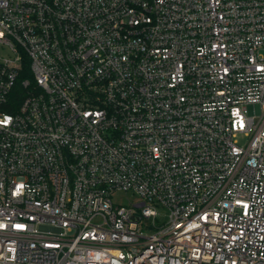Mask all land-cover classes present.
I'll return each mask as SVG.
<instances>
[{
	"label": "built area",
	"instance_id": "1",
	"mask_svg": "<svg viewBox=\"0 0 264 264\" xmlns=\"http://www.w3.org/2000/svg\"><path fill=\"white\" fill-rule=\"evenodd\" d=\"M0 264H264V0H0Z\"/></svg>",
	"mask_w": 264,
	"mask_h": 264
},
{
	"label": "rangeland",
	"instance_id": "2",
	"mask_svg": "<svg viewBox=\"0 0 264 264\" xmlns=\"http://www.w3.org/2000/svg\"><path fill=\"white\" fill-rule=\"evenodd\" d=\"M247 140L245 138H240L239 143L240 145H245ZM115 201L121 205L127 206L130 209L134 208V205L138 202H140V199L138 196L132 194V193H118L115 195ZM160 217L157 220V224L160 226L167 222V213L163 208H159ZM144 224L153 226L152 220H144Z\"/></svg>",
	"mask_w": 264,
	"mask_h": 264
}]
</instances>
